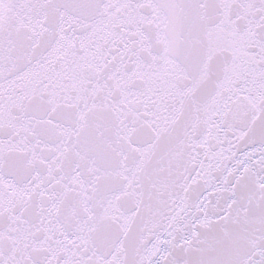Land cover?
<instances>
[{
  "label": "snow or ice",
  "instance_id": "obj_1",
  "mask_svg": "<svg viewBox=\"0 0 264 264\" xmlns=\"http://www.w3.org/2000/svg\"><path fill=\"white\" fill-rule=\"evenodd\" d=\"M0 264H264V0H0Z\"/></svg>",
  "mask_w": 264,
  "mask_h": 264
}]
</instances>
